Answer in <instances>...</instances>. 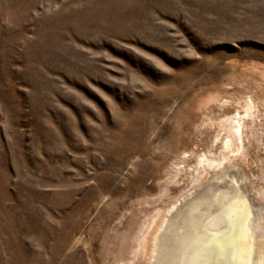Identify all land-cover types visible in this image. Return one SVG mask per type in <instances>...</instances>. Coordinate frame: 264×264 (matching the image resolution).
<instances>
[{"label": "rangeland", "instance_id": "374dc122", "mask_svg": "<svg viewBox=\"0 0 264 264\" xmlns=\"http://www.w3.org/2000/svg\"><path fill=\"white\" fill-rule=\"evenodd\" d=\"M261 83L264 0H0V264H148L203 110Z\"/></svg>", "mask_w": 264, "mask_h": 264}, {"label": "bare ground", "instance_id": "6f19581e", "mask_svg": "<svg viewBox=\"0 0 264 264\" xmlns=\"http://www.w3.org/2000/svg\"><path fill=\"white\" fill-rule=\"evenodd\" d=\"M246 95L203 110L148 264H264V103Z\"/></svg>", "mask_w": 264, "mask_h": 264}]
</instances>
